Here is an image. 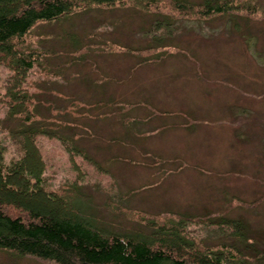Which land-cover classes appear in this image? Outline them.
Masks as SVG:
<instances>
[{"label": "rangeland", "instance_id": "rangeland-1", "mask_svg": "<svg viewBox=\"0 0 264 264\" xmlns=\"http://www.w3.org/2000/svg\"><path fill=\"white\" fill-rule=\"evenodd\" d=\"M159 1L84 5L16 44L42 54L23 76L0 62L5 158H19L31 125L8 112L16 84L38 105L36 125L57 133L36 138L44 189L78 188L50 205L75 200L74 213L127 235L184 215L186 235L210 248L226 237L209 218L225 212L246 220L264 250V0L205 18ZM186 1L202 9L203 0ZM0 264L58 263L0 250Z\"/></svg>", "mask_w": 264, "mask_h": 264}, {"label": "trees", "instance_id": "trees-1", "mask_svg": "<svg viewBox=\"0 0 264 264\" xmlns=\"http://www.w3.org/2000/svg\"><path fill=\"white\" fill-rule=\"evenodd\" d=\"M129 1L136 4L143 0ZM176 1L172 11L175 8L176 12L184 11V16L194 13V17L205 18L213 14L232 15L236 0H203L198 11L192 5H180L186 0ZM115 2L121 0H0V62L14 69L15 77L23 76L36 66L42 53L31 49L29 55L21 53L16 44L23 45L24 36L36 24L78 13L84 5ZM160 2L149 0L150 5ZM12 81L15 83L14 76ZM20 92L16 84L10 85L5 103L11 116L31 125H23L20 131L23 139L17 160H6V146L0 139V250L58 264H264V250L260 249L259 239L248 222L231 218L225 212L209 218L208 224L226 237L210 248L200 244L202 239L186 235L185 225L190 218L184 215L161 224L149 235H127L99 229L80 211L74 213L75 200L69 207L57 202L50 205L48 197L66 201L74 197L71 193L78 188L65 191L60 187L61 192L44 189L45 163L36 138L39 134L56 136L57 133L36 125L34 110L38 105L32 97ZM70 150V154H84L93 160L76 147ZM259 237L263 240L264 234L259 233ZM260 244L264 245V241Z\"/></svg>", "mask_w": 264, "mask_h": 264}]
</instances>
